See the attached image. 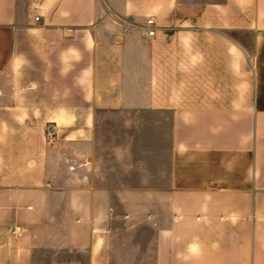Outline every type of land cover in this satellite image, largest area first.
Here are the masks:
<instances>
[{
    "label": "crops",
    "instance_id": "crops-1",
    "mask_svg": "<svg viewBox=\"0 0 264 264\" xmlns=\"http://www.w3.org/2000/svg\"><path fill=\"white\" fill-rule=\"evenodd\" d=\"M0 264H264V0H0Z\"/></svg>",
    "mask_w": 264,
    "mask_h": 264
},
{
    "label": "built area",
    "instance_id": "built-area-1",
    "mask_svg": "<svg viewBox=\"0 0 264 264\" xmlns=\"http://www.w3.org/2000/svg\"><path fill=\"white\" fill-rule=\"evenodd\" d=\"M155 31H156V29H155V19H154V17L151 16L147 20L146 34L147 35H153V34H155ZM47 133H48L49 136H52L55 133V125L54 124H50L48 126ZM12 231L14 233L19 232L16 226L13 227Z\"/></svg>",
    "mask_w": 264,
    "mask_h": 264
}]
</instances>
